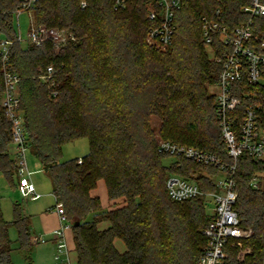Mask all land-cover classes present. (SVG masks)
<instances>
[{
    "label": "trees",
    "instance_id": "trees-1",
    "mask_svg": "<svg viewBox=\"0 0 264 264\" xmlns=\"http://www.w3.org/2000/svg\"><path fill=\"white\" fill-rule=\"evenodd\" d=\"M82 1L87 3L84 9ZM250 2L183 0L172 44L161 52L146 42L156 23L148 17L145 0H130L125 10H115L113 0H38L36 25L64 30L75 38L59 49L50 41L42 46L18 42L15 17L23 4L0 0V40L13 42L10 63L21 79L30 146L51 179L56 203L64 206L77 264H200L208 246L203 232L212 220L206 201L175 202L166 182L178 175L213 192L212 181L193 174L217 170L160 152L157 133L161 140L229 161L215 96L208 93V86L219 79L221 65L207 56L202 20L215 19L220 9L223 22L234 29L247 21L242 9ZM256 22L263 25L264 18ZM215 45L221 47L218 38ZM50 67L54 74L49 81ZM247 90L264 117V86ZM3 94L0 54V177L16 190L12 126L2 108ZM154 117L161 123L158 130ZM83 139L89 143L88 154L62 162L63 147ZM168 157L175 160L166 166L163 160ZM256 172H264V163L240 158L235 209L241 225L254 231L252 239L243 241L251 252L240 260L233 241L223 264H264V190L251 186ZM100 181L106 184L109 201L124 199L123 207L104 209L100 199L91 196ZM3 198L0 191V264H14L11 229L17 233L18 250L29 261L37 243L30 220L15 203L13 220L6 221ZM103 222L109 227L100 230ZM117 240L125 243L124 254L117 250Z\"/></svg>",
    "mask_w": 264,
    "mask_h": 264
},
{
    "label": "built area",
    "instance_id": "built-area-1",
    "mask_svg": "<svg viewBox=\"0 0 264 264\" xmlns=\"http://www.w3.org/2000/svg\"><path fill=\"white\" fill-rule=\"evenodd\" d=\"M23 8L16 13V32L18 42H28L35 46H42L50 41L56 49L75 41L73 35L64 30L43 26L35 23V10L38 0H20ZM114 9H127L130 0H113ZM148 17L156 23L149 29L150 41L167 47L172 44L176 33V14L181 10L183 0H145ZM81 8H86V1H82ZM248 17L247 21L230 29L222 20L220 9L216 11L215 19L204 17L202 20L203 40L209 49L213 62L221 65L218 81L214 84L216 115L219 122L225 152L229 161L220 156L202 151L198 148L160 140L159 151L181 157L203 167L217 170L212 179L216 190L205 192L200 187L178 175H170L166 188L171 200L183 203L190 199L201 198L214 203L212 220L204 230L208 239L200 264H223L227 258L226 248L236 241L240 249L238 258L244 260L251 249L243 246V241L254 236L251 228L241 225L239 215L235 209L239 193L236 190V177L239 160L248 156L254 162L264 163V117L261 108L255 104L249 87L264 86V24L256 22L257 18H264L263 0H251L242 9ZM27 14L30 20V31L27 39L23 38L20 28V16ZM216 38L221 47L215 45ZM13 42L3 38L0 40V54L2 60L4 94L2 108L7 120L12 126V145L18 171V191L23 198L35 201L40 198L32 182L33 173L29 169L27 153L30 147L24 115L21 109L19 85L21 79L12 69L10 63ZM54 74L53 67L48 70L47 80ZM57 93L54 94L56 96ZM207 178L210 175L205 174ZM254 189L264 190V172H256L251 180ZM56 211L65 225L53 233L58 241V253L55 259L59 261L67 253V246L63 239L65 230L71 228L67 223L65 209L61 203H56ZM37 243L46 242V238L39 237Z\"/></svg>",
    "mask_w": 264,
    "mask_h": 264
},
{
    "label": "crops",
    "instance_id": "crops-1",
    "mask_svg": "<svg viewBox=\"0 0 264 264\" xmlns=\"http://www.w3.org/2000/svg\"><path fill=\"white\" fill-rule=\"evenodd\" d=\"M32 182L37 193L40 195V198L33 201L30 198L21 197V206L23 207L25 215L30 220V231L34 239L36 240L39 237H44L46 238V242L35 244L29 261L27 260L26 255L18 250V245L14 249L12 256L15 252L19 254L22 264H28L29 262L30 264H77L76 246L73 239L72 228L65 230L63 236L67 246V253L64 254L59 261L55 259V256L58 253V241L53 236V233L60 230L65 223L62 222L59 214L55 210V206H52L53 204L51 205L50 202L45 201L44 197L46 196V193L40 186L37 178L32 176ZM90 194L92 197L100 199L104 209L111 210L125 205L124 199H119L114 202L109 201L108 191L104 181H100L97 188L92 190ZM50 195L52 196V200L56 202V198L53 195V185ZM9 197L10 196H8V198ZM9 199V204L12 206L15 202L19 203V201L13 200L14 198L12 197ZM108 227L109 223L107 222L99 224L100 230H105ZM115 246L120 254H124L127 250L126 245L122 240H117Z\"/></svg>",
    "mask_w": 264,
    "mask_h": 264
},
{
    "label": "rangeland",
    "instance_id": "rangeland-1",
    "mask_svg": "<svg viewBox=\"0 0 264 264\" xmlns=\"http://www.w3.org/2000/svg\"><path fill=\"white\" fill-rule=\"evenodd\" d=\"M20 28H21L23 38L26 40L28 37L29 31H30V20H29V16L27 14H22L20 16ZM146 42H147L148 46H150L151 48H154L158 51H161V52H166L170 48V45L167 47H163V46H160V45L150 41L148 36H147ZM204 46H205L207 56H208L209 60H211L209 49L206 47V45H204ZM208 93L210 95L214 96V85L213 84L208 86ZM152 124H153V127H155L157 130L159 129V127L161 125L160 121L156 117L153 118ZM157 138L159 140L162 139L159 136V133H157ZM88 152H89L88 141L85 139L79 140L75 143L67 144L63 147V159L61 161L64 162V161L74 159V158H82V157L86 156L88 154ZM27 157H28V165H29L30 171H32L34 178H37L40 186L43 188V190L46 193V196L44 197L45 201L50 202L51 205L53 204L52 206H56V202H54L52 200V196L50 195L51 188H52L51 179H50L48 173L42 169L41 163L38 160V158L34 155L31 146L29 147ZM174 160H175L174 158L168 157V158L163 160V164L168 166L172 162H174ZM205 174L210 175L211 178H207ZM216 175L217 174L216 173L214 174V171L201 170L200 169L197 173L193 174V177L204 176L209 181H212V179ZM190 181L196 183L195 180L194 181L190 180ZM17 182H18V179H16V183ZM0 191H1L2 196L4 197L3 201H2L3 217L6 221H11V220H13V213H12L13 212V206L11 204H9V201H10L9 198L10 197L14 198L13 200L19 201V203L21 205L22 204V201H21L22 195L20 194L18 189L13 190V189L9 188L6 184V181L4 180V178L2 176L0 177ZM8 196H10V197L8 198ZM16 198H19V199H16ZM22 209H23V207H22ZM55 210H56V208H55ZM213 210H214V203L209 202L207 204L208 214L212 215ZM10 235H11V239L13 241L12 247L15 249L17 247L16 231L14 229H11ZM248 249H250V248H248ZM12 259H13L14 264H22L21 257L16 252L13 254Z\"/></svg>",
    "mask_w": 264,
    "mask_h": 264
}]
</instances>
